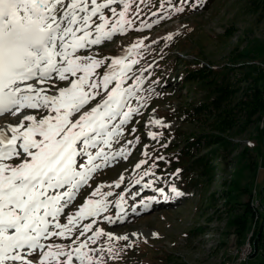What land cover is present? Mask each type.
<instances>
[{
	"label": "rangeland",
	"instance_id": "374dc122",
	"mask_svg": "<svg viewBox=\"0 0 264 264\" xmlns=\"http://www.w3.org/2000/svg\"><path fill=\"white\" fill-rule=\"evenodd\" d=\"M162 3L164 0H130L126 19L132 23L125 26L124 33L117 32L111 39L90 45L79 53L105 61L96 69L99 78L114 58L124 57L125 63L137 60L127 74L130 79L122 86L132 87L134 78L141 77L139 91L127 98V106L139 111L122 125V134L113 137L109 145H104L101 138L97 147L86 149L93 155L103 151L108 159L94 161L100 167L87 183L74 191V199L65 208L60 222L66 223V215L77 211L85 199H100L99 194L96 197L90 194L105 185L101 193L111 191L112 195L105 198L107 211L94 218L93 230L100 228L114 237L127 236L128 239L109 241L107 236H101L95 244L89 241L90 247L105 249L103 253L94 254L95 257L102 256L104 264H239V254L246 245L251 246L249 240L244 244L250 234L246 237V231L239 236L234 225L229 224L232 215H240L242 209L237 207L229 212L231 208L225 206L222 197L226 190L223 183L235 180L239 186L248 187L252 182L256 196H261L258 193L264 190V112L245 131L239 132L236 127L230 133L232 155L227 158L226 152H221L225 170L217 166L212 183L202 180L191 187L186 185L191 178L185 172L182 175L177 153L186 138L202 130L208 131L211 122L184 117L183 109L189 102L201 100L204 92L198 88L196 94H187L189 86L183 88L177 80L181 66L175 56L197 59L224 71L228 67L235 68L229 78L242 89L258 76L257 84L264 90V0H170L161 7ZM112 7L117 12L122 10L118 4ZM177 8L183 11L177 12ZM105 15L110 24L117 18L110 10H105ZM93 19L99 22L98 18ZM169 36L171 39H166ZM141 40L142 46L131 48ZM245 73H249L250 78H245ZM54 84L55 87L52 83L42 86L49 90L46 94L55 95L58 88L68 86L67 80H54ZM114 85L115 82L110 84L108 90ZM95 93H98L95 99H91L82 111H89L106 97L103 87L96 89ZM45 114L43 110L34 109H24L17 116L6 113L0 116V126H16L23 115L40 118ZM154 120L161 124H153ZM119 121L120 117L111 121L110 129ZM149 132L155 133L156 138H151ZM77 150L80 154L75 159L76 167L81 171L88 164V158L83 154L85 147L79 146ZM208 151L202 149L200 154ZM242 151L254 161V169L250 170L245 159L239 157ZM118 152L123 154L116 155ZM6 162L15 165L22 160L14 158ZM137 164H141L140 168L136 167ZM145 172L149 174L145 175ZM118 181L119 188L115 187ZM173 187L181 195H175L171 191ZM121 195L124 200L118 210L115 203ZM211 196L214 200L209 203ZM239 201L245 203L247 196H242ZM106 216L111 217L113 223L105 220ZM91 222L92 218L81 221L79 227ZM78 235L79 232L74 230L73 239ZM91 235L92 231H89L80 237V241ZM42 242L65 246L71 243L57 237ZM108 248L118 255L110 258ZM260 253L252 249V255L257 256L251 255L247 263L241 264H259L262 260Z\"/></svg>",
	"mask_w": 264,
	"mask_h": 264
},
{
	"label": "snow or ice",
	"instance_id": "6c2138e0",
	"mask_svg": "<svg viewBox=\"0 0 264 264\" xmlns=\"http://www.w3.org/2000/svg\"><path fill=\"white\" fill-rule=\"evenodd\" d=\"M167 2L170 0H164ZM113 4L122 10L117 12ZM130 7V0H0V115L17 116L24 109L47 113L40 118L23 115L18 125L0 129V264H104L103 257L94 254L105 249H94L89 241L95 244L101 236L109 241L128 239L114 237L100 228L93 230L94 218L107 211L105 198L112 195L111 191L101 193L105 185L90 194H99L100 199H85L77 211L66 215V223H61L60 217L74 199V191L100 167L94 161L108 159L103 151L93 155L86 149L97 147L101 138L104 145H109L113 137L122 134V125L139 111L127 106V98L139 91L141 77L134 78L132 87L122 86L130 79L127 74L137 60L125 63L124 57L114 58L99 78L96 69L105 61L79 54L117 32L123 34L125 26L132 23L126 19ZM105 10L117 17L111 24ZM138 45L142 46L143 41L131 48ZM54 80H67L68 86L58 88L55 95L46 94L49 90L42 86L52 83L55 87ZM113 82L114 87L108 90ZM100 87L105 89L106 97L89 111H82ZM125 107L127 111H123ZM117 117L119 124L110 129V122ZM152 123L161 124L158 120ZM7 132H11L10 137ZM148 135L156 138L155 133ZM78 142L83 143V154L88 158L81 171H77L75 160L80 154ZM14 158L22 162H6ZM65 186L68 190L60 192ZM115 187H120L119 181ZM159 191L163 193V189ZM171 191L181 195L174 187ZM123 200L121 195L116 201L118 210ZM90 218L91 223L79 227L81 221ZM104 219L113 223L111 217ZM74 230L79 232L75 239ZM89 231L92 235L80 241ZM53 237L71 243L42 242ZM107 250L110 258L118 255L112 248Z\"/></svg>",
	"mask_w": 264,
	"mask_h": 264
},
{
	"label": "trees",
	"instance_id": "16d2710c",
	"mask_svg": "<svg viewBox=\"0 0 264 264\" xmlns=\"http://www.w3.org/2000/svg\"><path fill=\"white\" fill-rule=\"evenodd\" d=\"M181 66V71L177 80L183 88L188 87L189 92L197 93L200 88L204 94L201 100L189 102L188 106L183 109L184 117L188 120L210 121L208 131L202 130L198 134L186 138L180 152L177 153L178 161H181L180 170L187 173L191 180L186 183L190 187L194 184H200L202 180L212 183L214 180V171L217 166L221 170H225L222 164V151L226 152V157L232 155V142L229 140L230 133L238 127L239 132H243L256 118H259L264 112V90L258 86V76L251 79V84L242 89L239 85H234L230 81L229 73L235 71V68H211L207 63H203L197 59L188 60L175 56ZM245 78H250L249 73L244 74ZM195 85V86H193ZM264 130V121L263 127ZM261 129V130H262ZM202 149H208V153L200 154ZM246 151H242L239 157L245 159L250 170L254 169V161L249 155H245ZM246 156V157H245ZM202 183V182H201ZM226 190L222 197L225 206H230V211L235 208H241V214H233L229 224L234 225L235 233L239 236L249 235V241L254 251H261L262 260L259 264H264V215L260 214V220L253 228V222L256 212L251 207L253 198L252 182L248 187H241L235 180H229L223 183ZM255 190V189H254ZM264 191H260L257 197L262 198ZM257 195V191L255 190ZM247 196L245 203H240L242 196ZM214 197L211 196L209 203L213 202ZM251 236V237H250ZM248 238V237H247ZM246 238V239H247ZM244 239V241H246ZM257 255H252V257Z\"/></svg>",
	"mask_w": 264,
	"mask_h": 264
},
{
	"label": "built area",
	"instance_id": "2783aa9c",
	"mask_svg": "<svg viewBox=\"0 0 264 264\" xmlns=\"http://www.w3.org/2000/svg\"><path fill=\"white\" fill-rule=\"evenodd\" d=\"M251 207L256 212L255 220H254L255 221L254 224H255L260 219L259 213L263 214L264 197L262 201L252 200ZM251 255H252V247L246 245V247L243 248L242 253L239 254V264L246 262Z\"/></svg>",
	"mask_w": 264,
	"mask_h": 264
},
{
	"label": "bare ground",
	"instance_id": "6f19581e",
	"mask_svg": "<svg viewBox=\"0 0 264 264\" xmlns=\"http://www.w3.org/2000/svg\"><path fill=\"white\" fill-rule=\"evenodd\" d=\"M37 87H41V85H37ZM21 118V117H20ZM14 119H16L15 117H14ZM1 120V119H0ZM16 121V120H15ZM3 122V121H2ZM1 125V124H0ZM0 129H7V127H0ZM9 137L11 136V132H7L6 133ZM79 146L77 145V148H78ZM78 151V150H77ZM76 157H79V155H77ZM76 159V158H75ZM60 192H64L63 190L62 191H60ZM54 238H56V237H54Z\"/></svg>",
	"mask_w": 264,
	"mask_h": 264
}]
</instances>
